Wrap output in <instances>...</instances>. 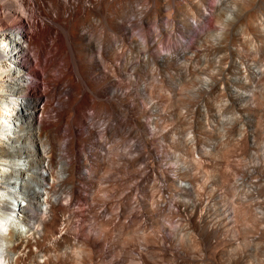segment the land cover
<instances>
[{"label": "bare ground", "instance_id": "bare-ground-1", "mask_svg": "<svg viewBox=\"0 0 264 264\" xmlns=\"http://www.w3.org/2000/svg\"><path fill=\"white\" fill-rule=\"evenodd\" d=\"M258 3L264 5V0H0V51L2 52L0 67L4 68L7 62L12 61L20 72L15 80L18 84L29 89V93H19V99L16 103V106L25 113L24 125L10 131V134L6 135L7 139L0 138V154L7 157V162L0 164V264H68L69 257L67 255L69 254L67 250L72 246L71 241H75L77 244L78 250L76 252L78 255L87 249L86 251L89 250L91 253V256H88L91 259L105 255L100 254L103 250L102 246L114 234L119 233L118 235L121 236V239L119 236L117 237L120 240L119 244H122H120L121 246L123 244L125 246L131 240L134 241V234L137 233L135 227L138 226L137 215L142 212L139 209L131 212V223L129 222L128 225L120 223L119 219L118 223L117 221L115 223V217H112L113 220L109 217L110 214L108 218H104L103 215L93 212L92 224L89 229H82V225H77L74 228L75 233H73L76 238L72 239L70 236L72 233L69 234L68 223L76 213L72 207L65 208L69 199H77L76 193L80 197L89 190L91 202L96 200L97 203L101 204L102 199L100 197L94 199L95 195L102 193L109 197L110 191L117 192L121 189L115 177L113 179L115 184L112 183L113 189L112 184L107 186L111 190L105 187L101 188L98 184L95 185L93 178L102 180L104 174L110 172L114 162L112 154L115 153L112 151L125 146L124 141L120 143L115 139V136L118 135L112 132L108 133L109 138H113V144L112 146L108 145L109 149H105V156L100 154V151L96 149L101 145L105 130L103 133L99 131V134H95L96 129L92 126L93 124L91 125L93 128H88L91 122L89 126L88 123L87 125L86 122L83 123L84 118L83 114L82 117L80 115L81 110L88 106L91 107L90 110L94 112L96 110L99 128L104 121L100 117L101 111L106 109L109 112L112 111V114L118 115V119H122L124 124L121 125H131L136 131L140 130L143 133L149 132L151 134L153 130H156L157 122L150 123L152 124L150 127V124L143 120L146 112L140 109L141 105L137 107L135 100L132 103L129 102V93L124 91L128 83L124 85L117 80L121 76V71L127 70L125 62L121 60L123 59L121 58V56L123 57L122 51L127 50L128 52H137L142 57V60L137 58L139 61H134L130 67L132 74H135V70L141 65L140 62L148 67L158 68L160 71L166 72L168 69L175 68L177 58H185V60L192 62L201 56L206 57L202 61L204 63L207 60L212 62L216 70L207 77L208 79L202 85L203 88L207 91L210 88H217L225 97L227 96L228 102L234 104L235 109L241 115L245 118L253 117L257 111L256 106H259L258 102H261L258 91L264 89V70L251 71L252 67H250L248 55L242 49L244 42L242 32L244 27H247L249 31L253 28V24L254 26L259 24L256 15L249 12L250 8ZM135 4L142 8L134 9L133 5ZM129 12L139 16L137 32L139 39L136 41L127 37L129 33L128 28L123 24L124 21L122 23L116 22L120 19L124 20L122 18ZM164 12L167 15L166 13L163 14ZM163 15L169 18L167 19L169 22L167 21L165 24L166 28H162L158 24V18ZM92 18L98 19L99 26L103 31L114 36L117 35L118 38L117 41L114 40L113 44H108L103 38L105 35L102 33L103 36L99 38L97 46V62H99L98 66L100 67H96L91 61L92 53L89 51L90 37L96 34V27L91 22ZM245 18L246 22H243ZM174 19L177 21L179 36L174 35L175 31L177 32L176 25L173 23ZM151 23L155 25L151 26L156 28L153 29L154 32L152 31L153 35L149 32ZM214 35L216 36L215 40L209 42L208 36ZM180 37L188 41H183ZM164 39L175 41V45L172 43L174 46L162 54L156 49V44L157 42H164ZM4 43L7 48H4ZM116 47L121 50V53H118ZM223 49L224 53H222ZM219 50L222 51L221 55L219 53L215 55L214 53ZM210 54L213 55V59H208ZM101 67L103 69L111 68L104 71L99 70ZM227 69L235 70L236 78L226 80L224 72ZM45 70L49 73H46ZM72 74L76 76H74L75 82ZM122 76L124 75L122 74ZM78 81L81 84L83 82L84 88L82 86V90L85 89V93H81L80 96L82 99L79 97L78 89L80 87L81 90V84L78 83L80 85L78 87ZM2 82L0 78V87ZM59 84L67 87L65 92H59ZM245 88L249 89V95H245ZM154 92L147 91V96L151 99ZM7 94L9 93H5V95ZM1 98H4V95L0 93ZM80 99L82 103L79 102ZM209 105L211 104L209 103ZM203 107L206 106L203 105ZM45 112L50 115V119L43 121L42 114ZM109 112L107 113L110 115ZM92 116L89 118L87 115L90 120ZM115 121H117L116 125L120 124L117 119ZM81 126L84 128H80ZM206 129L208 131V128ZM259 131L255 126H251L249 132H246L245 129L239 131L241 134L240 138L238 135L237 146L234 145L235 148L232 149L234 146L231 145L232 147L229 149L232 150L227 147L220 149L223 150L219 151V156L217 155V159L220 158V160L218 163L216 161L217 164L214 163L216 166L212 165L213 167L200 156V159L196 158L197 160L192 159L190 161L181 158V164L188 168L187 171H183V173L171 171L172 174L168 175V171L162 167L164 165L160 166L155 161L146 162L144 160L153 177L165 184L166 191H172L182 198L190 199V203H187L186 206L175 200V203L165 207L164 202L158 201L159 198L156 196L157 203L155 205L159 203L157 206H159L160 214L165 212L169 217L173 215L172 218L180 216V218L178 217L180 220L178 226L183 227L180 231L185 228H189V232L192 230L195 233L193 239L195 246L203 247L205 251L211 252L214 248L213 239H215L213 230L216 231L215 228L221 225V227L228 225L234 228L240 222L239 226H242V250H239L242 252L239 254V260L235 257L237 262L231 264H264V143L261 144L263 137H260L262 131ZM209 132L211 133L210 129ZM198 133L200 132L197 131ZM30 134L38 136L36 139L37 150L26 146L30 143ZM201 138L200 134L195 135L187 150L190 149L189 151L194 153L195 143H200ZM139 140L143 150L135 152L136 156L133 155L132 158L124 159L121 156L124 159L122 161L125 167L123 172L124 174L127 173L126 175L135 174L134 164L141 159L142 153L149 151V146H151L149 135L141 134ZM250 142H255V146H248ZM47 149L52 152L51 176L43 170L42 156ZM250 149L253 150L251 156L248 155ZM232 154H236L242 161L241 168L236 167L231 161ZM20 155L27 158V169H23L19 164ZM210 167L217 171V174L214 175H217L224 185L234 176L233 171L241 173L242 196L240 197L242 200L238 198L241 201V203L236 204L238 206L234 207L231 204L227 218L223 216L221 218L220 213L215 211L218 203L212 207L205 205L201 195L195 189L194 181L197 178L195 173L200 174L201 172L205 176V169H210ZM144 190L146 189L144 188ZM150 197L154 199L155 195L151 193ZM125 198L127 200V197ZM135 202L138 204V200ZM155 202L154 200L153 205ZM103 203L108 211L110 203L105 201ZM124 207H121V214H118L120 217L126 215L124 214L126 207ZM141 207L144 213L151 211L142 202ZM152 212L154 213V211ZM111 224H113V231H118L117 233L113 234L112 231L104 229ZM140 230L142 229L140 228ZM140 230H138L139 233ZM167 230L168 228L164 226L163 234L159 237L158 242L151 240L144 233L141 239L138 237L140 240H144L145 244L154 246L156 250L158 249L164 254H167L168 250L171 254L165 246V232ZM231 230L234 232L233 229ZM90 232L94 233V237ZM218 232L220 233V231ZM253 233L255 237L252 238L250 234ZM189 235L192 236V233ZM119 249L121 248L119 247ZM120 251L122 254L126 253L123 249ZM118 255L119 253L116 257ZM171 255L180 260H183L185 256L180 252L175 253V251ZM123 257L124 255H122ZM139 257L144 262L143 264H149L150 261L148 262L145 255L139 254ZM107 259L110 260V258ZM104 262L102 263L104 264Z\"/></svg>", "mask_w": 264, "mask_h": 264}, {"label": "rangeland", "instance_id": "rangeland-1", "mask_svg": "<svg viewBox=\"0 0 264 264\" xmlns=\"http://www.w3.org/2000/svg\"><path fill=\"white\" fill-rule=\"evenodd\" d=\"M133 7H135L134 9H136V10H139L140 8H142L140 5H137V4L133 5ZM249 12L256 15L257 21L259 24L257 23L258 24V25L256 24L257 26H254V24H253V28L251 27L252 29H250L249 31H248L247 27L243 28L242 36H243L244 42L242 44L243 46L242 45L241 46H242L243 51L244 52L246 51L245 53H247V55H248L249 61L251 63L250 67H252L251 71L252 70L262 71V69L264 70V5H263V3L262 4L258 3L256 5H254L252 8H250ZM165 13L166 12H164L163 14H165ZM166 15H167V13H166ZM166 15L160 16L163 18H160V17L158 18V22H159L158 24L162 28H166L165 24L167 23V21L169 22V20H167L169 18L165 17ZM138 17H139L138 14L129 12L122 18L124 20L120 19V20L116 21L118 23H122L124 21L123 24H124V26L126 25V27L128 28V33H129V35H127V37L131 38L133 41H136L139 39L138 33H137L138 32ZM172 18H174V17L172 16ZM173 21L172 22L174 23V25H176L175 29L177 30V32H176L174 29V31H175L174 35L176 34L177 36H179V29L177 27V21H176V19H174ZM91 22H92L93 26L96 27V34H94L92 37H90V42H89V44H90L89 48L90 49H89V51L92 53L91 61L96 65V67H100V66H98L99 62H97L98 61V58H97L98 47L97 46H98L99 38L101 36H103V34H104L105 36L103 38H105L106 43H108V44L109 43L113 44L114 40L117 41L118 38H117V35L114 36L113 34H109L105 31H103L102 28H100L101 26H99V21L97 18H95V19L92 18ZM243 22H246V18L243 20ZM151 25H153V24L151 23L149 26H151ZM153 26H155V25H153ZM153 26H151L152 28L149 27L151 29L149 31L152 33V34L150 33L151 35H153V32H154ZM213 34H214V32H213ZM97 35H99V36H97ZM215 37H216L215 35L214 36H208V41L213 42L215 40ZM154 39L156 41L155 37H154ZM166 40L167 39H164V42H161V43L157 42V44H156V47H157L156 49H158V51L161 52L162 54H165V52H167L168 49H170L171 47H173L175 45V41L170 40L171 41L170 42V41H166ZM182 40L188 41L187 39H182ZM116 50L118 51V53H121V50H118V47H116ZM124 51H122L123 57L121 56V58H123V59H121V60H123L122 62H125V66L127 67V70L121 71L122 72L121 76H122V74L124 76L118 77L117 80L119 82H122L124 85H126L128 83L127 88H125L124 91L129 93L128 99L130 100L129 101L130 103H132V101L135 100V102L137 101L136 102L137 107H139L141 105L140 109L145 110L146 114H145V117L143 120L145 122H147V124L157 122L158 127L156 128L155 131L153 130V133H151V134L149 132L143 133L140 130L136 131L134 128H132L131 125H128V126L127 125H121V124H124V122H122V119H120V118H119L120 119L119 120L118 119L119 116L116 115L114 112L113 113L115 114V116H114V114H112V111L109 112L106 109H102L103 112L101 111L100 117L105 122L103 121V125L100 126V128H99L97 126L98 125V123H97L98 117H97V111L96 110L94 112V111L90 110L91 107L86 106L88 109L86 108L84 110H81V114L79 112L81 117L83 114V118H84V119L82 118L84 121L83 123L86 122V125L88 123V126H89V123L91 122L90 126L88 127L89 129L95 127V129H96L95 134H99V131H102V133H103V130H105L104 131L105 134L103 133V135H104L103 139L100 138V139H102L101 145H99L100 148L98 147V145L96 143V148L98 147V149H96V150L100 151V154L105 156L106 150L109 149V146H112V144H113L112 143L113 138H109L110 136H108L109 135L108 133L112 132L115 135H118V136H115L116 137L115 139L117 141H119L120 143H123V141H124L125 146H121V148L119 147L116 150L112 151V153L115 152L116 155H115V153L112 154L114 162L112 164V168H111L110 172L104 174V177L102 178V180L101 179L97 180V178H95V177L93 178L94 180L92 179L94 181L95 185L98 184V186H100L101 188L105 187V188L110 189V190H111V188L107 187V186H110L112 183L115 184V180H116L117 184L120 185L122 191H121V189L117 192L112 190L109 192L110 195L108 194L109 197L102 194V193L97 194V196L95 195L94 199H97L98 197H100L103 202L105 201V202L110 203V206H109L110 208H108V211H107L106 206L104 205L103 202L101 204L97 203L96 200L91 202V200H90L91 193L90 194L88 193L89 190H88V192H85L83 196H80V197L76 193V196H77V199L75 198V203H76L75 206L76 207H72L76 213L69 220L70 223H68V226L70 227L69 228V234L72 233V235L70 234V236L72 239H74V238H76L73 234V233H75L74 228L77 225H79V226L82 225V229H86V228L89 229V226L92 224L91 219H92L93 212H96V213H99L100 215H103L104 218L105 217L108 218V215L110 214L111 215V216L109 215L110 218L115 217V223H116V221L118 223V219H119L120 223L128 225V223L131 221L130 220L131 219V212L139 209V211L140 212L142 211V212L137 215V221H138L137 225L138 226L135 227V228H137V233L135 232V234H134V237H133L134 241L133 242H132V240L129 241L125 246L123 244V246H124V248H123V246H121L122 244L121 243H120L121 245L119 244L120 240H118V238H117L119 236V239H121V236L118 235L119 233H117L118 231H115L117 234H114L115 232L112 229L113 224L105 227L104 229L106 231L107 230L112 231L114 235H112V237L109 241H105L106 243L103 242L104 246H102L103 250L100 254H102V255L105 254V255L104 256L100 255L101 256L100 258L99 257H92V259L89 258L91 256V253L89 252V250L86 251L87 249L84 250L85 252L83 251L81 254L79 253V255H80V257H79L78 253L76 252L78 250L77 244H75V241H71L72 246L70 249L67 250V253L69 254V255H67L69 257L68 258V261H69L68 264H103L102 262H104V261H105L104 264H106V262H108V264H111V263H113V264H118V263H121V264H143L144 262L140 259L139 254L145 255V257H147L148 262L150 261L149 264H231L235 261L237 262L236 258L239 260V256H240L239 254L242 252L241 251L242 250L241 249L242 226H239L240 222H239V224H236V226H238L240 228L237 227L235 229L236 226L234 228H232V226L230 227L228 225H223V227H221L222 226L221 225L220 227L222 229L220 227H218V228H215L216 231L213 230L215 232V233L213 232L215 234V236H214L215 239H213L214 248L211 252H209L208 250L205 251V248H203V247L201 248V247L195 246L196 244L194 243V240H193L195 238V233H193L192 230H190V232H189V230H188L189 228H187V229L185 228L184 230L182 229V231H180L181 227H182V226H180V227L178 226L179 225L178 222H180V220H179L180 216H174L172 218L173 215H170V217H169V215L165 212L164 213L162 212L163 214L162 213L160 214V210L158 208L159 206H157V205H159V203L157 205H155L157 203V200H156L157 198H159L158 201L164 202L165 207L166 206L169 207L171 204L175 203V200H176V202H179L180 204L186 206L190 203V199L189 198H186V199L182 198L172 191H166L165 186H164L165 184L161 180L153 177L152 173L146 167L144 160L146 162L147 161L148 162L155 161L158 164H160V166L164 165L162 167H164L166 169V171H168V175H171L172 172H174V171L180 172V173L181 172L183 173V171L184 172L187 171L188 168L184 167V165L181 164V160H180L181 158H182V160L190 161L192 159L199 158V156H200L201 159L203 158V160H206V162L208 161V163L211 166L212 165L216 166L215 164H217L218 161L220 160L219 157H218L219 159H217V155L220 153L219 151H223L220 149H226V147L229 149L230 147L236 145V143L238 144L239 141L237 139L240 138V134H241V132H239V131H241V130L244 131V129H245L246 132H249V128L251 126H253V127L255 126V128L257 127L258 131L259 130L262 131V132H260V131L259 132L261 135L260 137H263L262 138L263 140L261 141V144H263L264 143V131H263L264 130V96H263L264 95V89L263 90L261 89V91L260 90L258 91V93L260 94L259 99L261 100V102L260 103L258 102L259 106H256V110H257L256 113L251 118H245L243 115H241L237 111V109H235L234 104L228 102L227 96L225 97V95L222 94L221 92H219V90L217 88H213V89L210 88V90L208 89V91L203 88L202 85L208 79L207 77L209 75H212L216 70L214 68V64L212 62H209L208 60L206 61V63L208 62L207 64L203 62L206 59V57L201 56V58H199L196 61H192V62L185 60V58L181 59L179 57L180 59L177 58L175 61V63H176L175 68L174 69H168V71H166V72L160 71V69H158V68L148 67L146 64H143V62L142 63L140 62L141 65L139 67H137L138 70L137 69L135 70V74H136L135 75V74H132L130 67L133 65L134 61H137V62L139 61V60H137V58L142 60V57L137 52H134V51L128 52L127 50H124ZM222 51H220V50L216 51L214 54L218 55V53H219V55H221V52L222 53L225 52L224 49ZM211 54L209 55L208 59L209 58L213 59V55H211ZM127 59H129L131 61L129 62V60H127ZM127 63H129V64H127ZM108 68L103 69L101 67V68H99V70L102 69L104 71H108V70H110L111 67H108ZM139 68H142V69H139ZM137 71L139 72V74ZM45 72H46V70H45ZM46 73H49V72L47 71ZM71 73L74 74V72H71ZM234 73H235V70L227 69L224 72V78L226 80H233L237 76L236 73L235 74ZM73 74H72V76L74 77L75 75H73ZM75 77L73 78L74 82L76 81ZM78 83L81 84L80 81L77 82V85H78ZM82 84H83V82H82ZM82 84H81V90H82V86H83ZM59 85H58V87L60 88L59 92H63V91L65 92L67 87H64V85H62V84H59ZM79 86L80 85H78V87ZM83 88H84V86H83ZM81 90L79 87V89H78L79 97L85 93V91H84L85 89H83L82 92H81ZM147 91H153V92L155 91L153 94V97H151V99L147 96ZM244 93H246L245 95H249V89L245 88ZM261 96L263 98H260ZM80 98L82 99V97H80ZM81 99L79 102H81ZM94 100L97 101L96 98H94ZM89 101L93 102L92 100H89ZM209 103L211 105H209ZM203 105H205L206 107H203ZM208 105L211 107L210 109H209ZM212 106H214V107H212ZM202 108L203 109L205 108L207 110H205V109L203 110ZM105 111L109 112L110 115ZM91 112H93V113L91 114ZM84 114H86V115H84ZM89 114H90V116L93 115L91 120L89 119V118H91L89 116ZM48 115L49 114H47V118L50 119L49 118L50 115L49 116ZM87 115L89 118L87 117ZM240 115L242 116V118ZM85 116L87 117V119ZM53 118H54V116H53ZM252 118H254V119H252ZM93 119L96 121H94ZM116 119L120 122V124L118 123L119 125L118 124L116 125V122H117V121H115ZM247 120H249V121H247ZM151 125L152 124H150L149 126L151 127ZM149 126H147V127L150 128ZM195 127H197V128L195 129ZM198 127L199 128L201 127L200 130ZM80 128H84V126L83 127L81 126ZM206 128H208V131L210 129L211 133L210 132L208 133ZM194 129H195V131H194ZM196 130L198 132H200L198 134H200V137H202V138L200 139V143L199 142L195 143L196 147H195L194 153L193 152L191 153L189 151L190 149L189 150H187V149H188L189 145L191 146V143H192V142H190V141H192L191 139L194 138L195 135L198 136ZM203 130L206 132L204 133ZM227 133H228V135H227ZM141 134H145V135L150 136V138H151V144L150 145L151 146H149V149H148L149 151L147 153L146 152L142 153L141 159L134 164L133 170H134L135 174L137 173L136 176H135V174H133L132 176L130 174L126 175L127 173L124 174V172H123L125 167H124L122 161H124L125 158H132L133 155H135V152L143 150V147H142L140 140H139V137ZM238 135H239V138H238ZM168 137H170V138H168ZM178 141H181L182 143L178 142ZM254 143L255 142H250L249 143L250 145H248V146H250V147L255 146ZM180 145H182V146H180ZM234 148H235V146L232 149H234ZM196 149H197V151H196ZM198 149H200V150H198ZM232 149H229V150H232ZM199 151H201V152L199 153ZM202 154H204V155H202ZM252 154H253V150L251 151V149H250V152L248 153V155L251 156ZM235 155L236 154H234V155L232 154L233 157L231 156L230 159L232 162H234L233 164L236 167L238 166V168H241L242 161L240 160V158L237 155L236 156ZM121 156L124 159H122ZM202 156H204V157H202ZM249 159L252 160L251 157H249ZM216 161H217V163H215ZM210 162H212L213 164ZM212 167H210V169L209 168L205 169V172L207 175V176L205 175L206 177L203 176V174L201 172H200V174L198 172L197 173L194 172L196 174V177H197L196 181H194V184H195L194 186H195V189H197L198 193L201 195V199L203 200V203L205 205L207 204V205L212 207V205L218 203L217 209H215V211H217V213H220L221 216L220 215L219 216L221 218H223V217L227 218L228 213L230 211L231 204H232V206L235 207V206H238L236 204H239V202L241 203V201H239L238 198H240V200H242L240 197V196H242V190H241L242 189V186H241L242 176L240 175L241 173H239L238 171H235V172L233 171L234 174L233 173L232 174L234 176L231 178V180L227 184L224 185L220 182L221 180L219 179V177L217 175H214L217 171H215ZM53 170H56V169H53ZM111 171H112V173H111ZM113 171H115V172H113ZM136 171H138V172H136ZM137 175H139V176H137ZM113 179H115V180H113ZM218 180H219V183H218ZM113 184L111 185L112 189L114 186ZM144 188L147 190V192H146V190H144ZM148 191L151 192L152 195L153 194L155 195L154 199L150 197L151 193H149ZM145 194H148V195H145ZM156 196H157V198H156ZM125 197H127V200ZM135 200H138V204L136 203L137 201L135 202ZM143 200H145V201H143ZM154 200L156 202L153 205ZM126 201H127V203H126ZM141 202L144 203L146 205V207L150 208L149 210H151V211H149L148 213H144L142 210V207H141ZM233 204H235V205H233ZM149 205H151L152 208ZM121 207H124L126 209L125 213H124L126 215L123 217H120L118 215V214H121V211H122ZM156 207H157V209H155ZM104 208L106 209V211ZM152 211H154V213ZM157 213H158V215H157ZM163 215H165V216H163ZM153 218H154V220H153ZM112 219L114 220V218H112ZM139 225H140V227H139ZM161 225H163L162 228H161ZM164 226L166 228H168L167 232H165L166 235L164 234L166 236L165 246L167 247V249L170 250L171 254L174 253V251H175V253L180 252V253L184 254L185 256L183 257V260L182 259L181 260L176 259V257L169 254L168 250L166 252L167 254H164L163 252H160L158 249L156 250V248L154 246H151L148 243L145 244L146 242L144 243V240H140L143 233H144V235L146 234L145 236L151 238V240H156L158 242L159 237L161 236V234H163V227ZM224 226H226V227H224ZM95 228H97V226H95ZM140 228L142 230H140ZM231 229H233L234 232H232ZM138 230H140V233L142 232V234H140ZM228 230H230L231 232L229 233ZM235 230H237V231H235ZM218 231H220V233ZM90 233H91L92 237H94V235H93L94 233H92V232H90ZM90 233H88V234H90ZM189 233H192V236L189 235ZM250 235L252 238L255 237L254 233L250 234ZM138 236L140 237V239ZM136 239H138V240H136ZM130 242H132V243H130ZM129 243H130V245H129ZM178 244H179V246H178ZM193 244H194V246H193ZM119 247L121 249H123L124 252H126L125 253L126 255L127 254L128 255L126 256L125 254H122V251H120L121 249H119ZM239 249H241V250H239ZM117 252L119 253V255L121 257L119 255L116 257V255L118 254ZM84 255H85V257H84ZM108 255H110L112 258L110 256L108 257ZM122 255H124L123 258H122ZM97 258H99V259H97ZM106 258H110L111 262L109 259L106 260ZM113 258H115V259H113ZM112 261H114V262H112Z\"/></svg>", "mask_w": 264, "mask_h": 264}, {"label": "built area", "instance_id": "built-area-1", "mask_svg": "<svg viewBox=\"0 0 264 264\" xmlns=\"http://www.w3.org/2000/svg\"><path fill=\"white\" fill-rule=\"evenodd\" d=\"M4 48L5 43L3 44ZM0 51V55H1ZM19 70L14 66L13 62H7L5 67H0V78L3 81L2 86L0 87V93L4 95V98L0 99V138L7 139L6 135L10 134V131H13L16 127L24 125V115L25 113L16 106L17 100L19 99V93H29V89H26L24 85H20L15 80V77L19 75ZM46 88V86H44ZM5 93H9L5 95ZM47 112L42 114V120H49L47 118ZM50 118V117H49ZM31 140L29 145H26L29 148L37 150L36 139L38 136L30 134ZM8 137V136H7ZM52 152L47 149L43 153L44 162L43 170L46 171L48 175L51 176ZM7 162V157H4L0 154V164ZM19 164L23 169L28 168V160L24 155H20L18 159ZM67 175V172H65ZM75 199H69L65 208L69 209L75 206Z\"/></svg>", "mask_w": 264, "mask_h": 264}]
</instances>
